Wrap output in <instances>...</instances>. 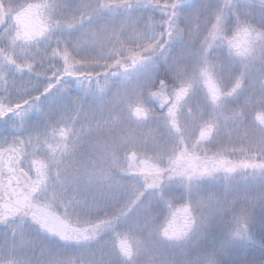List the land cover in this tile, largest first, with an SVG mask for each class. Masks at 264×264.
I'll use <instances>...</instances> for the list:
<instances>
[{"label":"snow or ice","instance_id":"6c2138e0","mask_svg":"<svg viewBox=\"0 0 264 264\" xmlns=\"http://www.w3.org/2000/svg\"><path fill=\"white\" fill-rule=\"evenodd\" d=\"M0 264H264V0H0Z\"/></svg>","mask_w":264,"mask_h":264}]
</instances>
